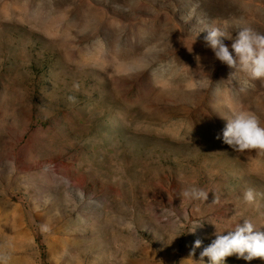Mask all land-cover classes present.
<instances>
[{
	"label": "rangeland",
	"instance_id": "obj_1",
	"mask_svg": "<svg viewBox=\"0 0 264 264\" xmlns=\"http://www.w3.org/2000/svg\"><path fill=\"white\" fill-rule=\"evenodd\" d=\"M206 27L231 52L239 28L264 34V0H0L9 264H211L216 231L264 228V155L222 140L232 108L264 124V80L230 79ZM187 185L210 191L198 211Z\"/></svg>",
	"mask_w": 264,
	"mask_h": 264
},
{
	"label": "clouds",
	"instance_id": "obj_2",
	"mask_svg": "<svg viewBox=\"0 0 264 264\" xmlns=\"http://www.w3.org/2000/svg\"><path fill=\"white\" fill-rule=\"evenodd\" d=\"M204 30L207 31L204 37L205 47L213 51L217 60L232 69L229 73L230 79H235L238 74L243 73L252 80H264V34L250 27L239 28L230 52L229 47L221 39V37L230 38L225 31L219 27H206ZM188 50L191 51L189 48ZM225 118L227 124L222 131L223 143L237 153L255 150L259 155H264V124L255 113L236 107L230 109L229 115ZM216 139H221V136L218 134ZM209 192L195 185H187L180 195L196 204L198 211L199 202L207 201ZM243 200L248 205L258 207L257 193L252 188H248L243 193ZM219 202V195L214 193L212 204ZM164 218L168 219V216L165 215ZM196 226L194 225L192 231ZM262 229L264 228H257L251 219H244L242 223H237L226 232L216 231L215 239L200 252L201 261L203 262V258L207 257L211 264H224L225 258L233 255L245 261L257 258L264 261V230ZM41 231L48 232V226L41 225ZM201 244L202 241L199 239L194 242L192 255L195 254L196 248L201 247ZM10 259L7 252L0 251V264H9Z\"/></svg>",
	"mask_w": 264,
	"mask_h": 264
}]
</instances>
